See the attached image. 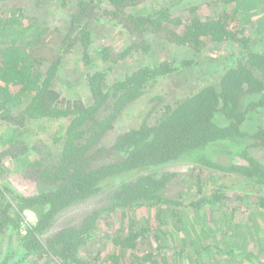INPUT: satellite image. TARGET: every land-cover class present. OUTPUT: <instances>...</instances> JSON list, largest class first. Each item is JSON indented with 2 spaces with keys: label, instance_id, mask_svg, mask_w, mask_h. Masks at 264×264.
<instances>
[{
  "label": "trees",
  "instance_id": "1",
  "mask_svg": "<svg viewBox=\"0 0 264 264\" xmlns=\"http://www.w3.org/2000/svg\"><path fill=\"white\" fill-rule=\"evenodd\" d=\"M48 7L62 16L56 27L41 20ZM104 19L127 42L102 46L104 66L92 69ZM151 37L188 56L114 77L130 57H152ZM211 44L234 49L217 79L178 99L151 93L195 72ZM76 52L89 68V104L60 87ZM144 98L145 113L132 115ZM4 160L22 162L37 189L0 184V264H104L99 252L81 254L103 241L114 249L109 264H176L188 245L200 264H264V0H0Z\"/></svg>",
  "mask_w": 264,
  "mask_h": 264
},
{
  "label": "rangeland",
  "instance_id": "2",
  "mask_svg": "<svg viewBox=\"0 0 264 264\" xmlns=\"http://www.w3.org/2000/svg\"><path fill=\"white\" fill-rule=\"evenodd\" d=\"M151 7V2L148 1V4H145L144 6L137 8L136 12H141L145 7ZM49 12L47 11H41L40 15H42L41 20L47 21L51 23V27L58 26L57 24L62 20V16L60 13L54 9V7H48ZM32 16H38V14L33 13ZM31 16V17H32ZM257 18V17H256ZM255 18V19H256ZM96 26V36L95 41L93 44L94 50L92 51L93 59H92V69H97V67H102L104 64L102 63V59L99 55V50L102 48V46L105 45V48L107 47H113L116 50L120 51L124 45H126L127 42V36L125 35L122 28H120L118 25L113 24L109 20H101L98 22V25ZM150 41L155 46V51L152 55V57L146 56V55H134L130 57L127 61L122 62V64L119 67H116L114 70V77L121 76L125 74L126 72H129L134 67L146 63H156L159 62L162 59H176L179 60L181 58L187 57L188 52L186 50L178 49L174 46H168L164 42L160 41L158 38H150ZM234 53V49L229 44H219V45H209L208 48L205 50V52L201 55L200 61L198 62L199 65L196 67V71L193 73H185L182 74L179 77H173V78H165L163 79L155 88L152 89L151 93L153 95H166L170 99H178L182 96L187 95L189 92H193L194 90L198 89L202 86L203 83L208 81H214L217 79L220 74L225 69L226 66V60L227 58ZM82 55L80 53L76 52L72 56H70L66 60L64 75L62 76L63 82L60 83V87L63 91H66L67 89H72L73 91L70 93H76L81 94L84 97V100L87 104L90 103V95L88 93V90L85 86V83L83 81V73L88 70L89 68H86L83 63H79L81 60ZM83 65V66H82ZM90 67V68H91ZM113 78V76H111ZM147 98L142 99L133 109L131 114L135 115L138 112H144V110H147ZM145 113V112H144ZM131 117H124L121 122L122 126H129L131 125ZM189 165L176 167V169L185 168V170L188 169ZM0 184L8 183L10 184L14 189L17 191L22 192L23 194L30 195L34 193L37 189V184L34 181H27L24 178V172H23V163H17V162H9L4 160L2 163H0ZM229 194H233V191L229 192ZM100 200L93 199L89 201L88 203L82 204L78 207H74V209L68 211L65 214H62L59 217L58 223H69L74 218L80 217L86 210L90 209L92 206H96V204H99ZM140 217V212L137 213ZM119 216V217H118ZM137 216V217H138ZM32 219V218H30ZM118 221V224L116 225L117 228H119L122 224V215H117L115 218ZM228 220V219H227ZM226 221V220H225ZM223 222L222 225L226 226V222ZM58 224V225H59ZM124 226H128V220L124 221ZM187 226V225H186ZM189 229V228H188ZM192 230V229H189ZM196 232H193V235H195ZM180 238L188 237L187 234H185L184 231L180 232L179 234ZM195 238V236H194ZM198 242H201L200 237L195 238V244L197 245ZM178 249L177 252H179V249L183 248V244H180L177 242ZM185 247V245H184ZM190 245H188V250H186L188 253H190V257L188 255H185L184 258L180 259L182 261H179V257L177 255V259H173L176 264H200L199 256L198 254L196 257L194 256V249H190ZM113 247L107 243H101L98 245L93 246L90 250H85V252H82L81 254L85 257H87V254H91V256H95L98 253V256L101 259V262L104 264H109L112 259H110V256L113 254ZM87 252V254H86ZM169 255L176 257L175 249L168 248L166 251ZM185 252V251H184ZM178 254V253H177ZM183 254V253H182ZM181 254V255H182ZM198 261V262H196Z\"/></svg>",
  "mask_w": 264,
  "mask_h": 264
},
{
  "label": "water",
  "instance_id": "3",
  "mask_svg": "<svg viewBox=\"0 0 264 264\" xmlns=\"http://www.w3.org/2000/svg\"><path fill=\"white\" fill-rule=\"evenodd\" d=\"M29 215H31V217H33V214L29 213Z\"/></svg>",
  "mask_w": 264,
  "mask_h": 264
}]
</instances>
